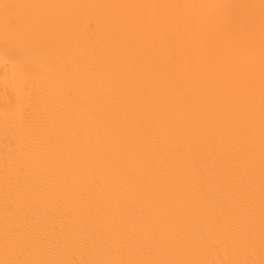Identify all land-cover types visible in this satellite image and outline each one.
<instances>
[{"label": "bare ground", "instance_id": "bare-ground-1", "mask_svg": "<svg viewBox=\"0 0 264 264\" xmlns=\"http://www.w3.org/2000/svg\"><path fill=\"white\" fill-rule=\"evenodd\" d=\"M0 264H264V0H0Z\"/></svg>", "mask_w": 264, "mask_h": 264}]
</instances>
